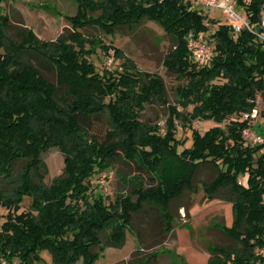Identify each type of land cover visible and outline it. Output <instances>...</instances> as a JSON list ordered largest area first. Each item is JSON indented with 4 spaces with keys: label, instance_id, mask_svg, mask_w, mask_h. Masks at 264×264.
<instances>
[{
    "label": "trees",
    "instance_id": "1",
    "mask_svg": "<svg viewBox=\"0 0 264 264\" xmlns=\"http://www.w3.org/2000/svg\"><path fill=\"white\" fill-rule=\"evenodd\" d=\"M75 1V14L65 15L70 27L56 40L28 27L13 36L10 16L0 13V203L10 209L0 226V263L12 264L18 255L20 264H35L48 247L52 264H94L105 247L121 246L128 230L141 238L133 226L140 212L159 214L165 237L174 230L173 203L186 190L198 191V171L211 166L216 173L203 181L205 195L228 199L234 222L212 223L233 243L207 241L208 264H264V141L246 142L251 118L241 117L258 107L259 96L264 101L263 41L216 18L207 26L208 11L185 0ZM235 3L254 30L264 32V0ZM146 20L171 37L168 72L187 80L178 88L182 109L169 106L164 124L140 119L145 104L166 102L164 79L141 71L116 47L124 70L101 67L97 48L109 52L110 46L95 44L85 32L114 35ZM190 33L213 43L209 64L192 59ZM47 63L56 82L43 72ZM195 119L225 125L200 131L192 127ZM178 120L193 128L191 145L177 137ZM51 147L63 152L64 168L48 182L42 154ZM118 158L132 163L144 183L113 198L92 177ZM159 255L138 248L113 264H157Z\"/></svg>",
    "mask_w": 264,
    "mask_h": 264
},
{
    "label": "rangeland",
    "instance_id": "2",
    "mask_svg": "<svg viewBox=\"0 0 264 264\" xmlns=\"http://www.w3.org/2000/svg\"><path fill=\"white\" fill-rule=\"evenodd\" d=\"M76 9L75 0H0V13L8 14L12 20L13 27L10 32L13 36H16L21 28L28 27L45 40H56L59 35L67 31L70 25L65 15L75 14ZM237 9L243 13L239 7ZM211 18L220 20V23L229 24L230 22V18L222 9L212 11ZM85 32L88 38L95 41V44L103 43L110 46L109 52L101 47L97 48L98 53L94 57L101 67L114 73L117 70H124L123 58L115 54L116 47L125 57L133 60L141 71L157 73L164 79L166 102L153 100L145 104L140 113L142 121L164 124L169 115V106L182 109L178 88L187 80L168 72L164 66V57L173 47V42L161 25L146 20L134 29L122 27L114 35H107L98 28H87ZM109 58H113L112 64H108ZM42 69L48 78L56 82L54 67L47 63V68ZM189 109L191 110L192 106ZM257 109V115L251 118L252 127L256 132L264 135V101L260 96ZM216 124L225 125V122L219 123L214 119H195L192 127L204 131ZM98 129L106 138L105 127L99 126ZM192 130L193 128L183 125L181 120H178L176 135L180 140L185 141L182 146L192 144ZM42 156L48 165L45 179L50 182L52 178L62 173L64 154L58 147H51L43 152ZM136 172L132 163L118 158L113 166L96 173L92 181L94 185L100 183L99 187L114 198L119 191L128 193L133 183L143 182L135 175ZM101 173H107L105 182L101 181ZM215 173L216 170L211 166L200 168L195 178L198 191L186 190L175 200L172 205L175 215L174 230L165 237L162 234L164 223L160 215H155L152 211L140 212L135 214L133 226L140 232L141 238L135 231L128 230L125 242L121 246L105 247L94 264H113L129 257L138 248L144 252L157 249L160 254L155 261L157 264H208L210 251L206 246L207 241L226 245L233 243V240L222 230L212 225L215 220L224 221L230 226L234 222L233 205L228 199L209 200L205 195L202 183L211 180ZM242 179L244 181L245 178ZM9 210L6 204L0 203V226L7 218ZM41 255V261H36L35 264H52L53 255L50 248H43ZM4 260L6 259L2 261ZM12 264H20L18 255L13 256ZM75 264H83V262L79 260Z\"/></svg>",
    "mask_w": 264,
    "mask_h": 264
},
{
    "label": "built area",
    "instance_id": "3",
    "mask_svg": "<svg viewBox=\"0 0 264 264\" xmlns=\"http://www.w3.org/2000/svg\"><path fill=\"white\" fill-rule=\"evenodd\" d=\"M194 5L204 7L208 11V18L206 19L207 26H212L210 22L211 12L217 9L224 10L227 17L230 18L229 24L232 26L235 33H241L242 30L248 29L249 31L258 35L264 44V32H256L250 24L248 18L244 13L238 11L235 0H185ZM261 27L264 29V12L261 20ZM188 47L191 52L192 59L202 65L209 64L215 55L214 45L209 42L207 38L197 37L194 33L188 35ZM113 63V58L108 59V64ZM258 113V109L255 108L251 113H242V118H252ZM244 138L246 142L256 144L264 141V135L256 132L252 123L246 126L243 130ZM101 181L105 182L107 173H101ZM240 181H243V177H239ZM103 186V185H102ZM2 264H9L6 260L2 261Z\"/></svg>",
    "mask_w": 264,
    "mask_h": 264
}]
</instances>
